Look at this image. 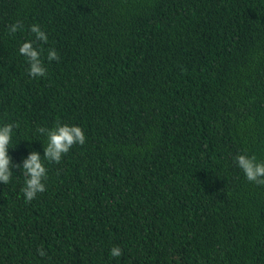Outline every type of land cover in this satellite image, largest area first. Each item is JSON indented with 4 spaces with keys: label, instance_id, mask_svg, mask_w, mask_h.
I'll return each mask as SVG.
<instances>
[{
    "label": "trees",
    "instance_id": "1",
    "mask_svg": "<svg viewBox=\"0 0 264 264\" xmlns=\"http://www.w3.org/2000/svg\"><path fill=\"white\" fill-rule=\"evenodd\" d=\"M34 22L43 78L17 54ZM0 120L15 162L56 120L86 137L33 201L19 169L0 184V264H264V185L232 162L264 160V0H0Z\"/></svg>",
    "mask_w": 264,
    "mask_h": 264
},
{
    "label": "clouds",
    "instance_id": "2",
    "mask_svg": "<svg viewBox=\"0 0 264 264\" xmlns=\"http://www.w3.org/2000/svg\"><path fill=\"white\" fill-rule=\"evenodd\" d=\"M24 31L20 20L6 26V35H14ZM27 38L18 41L17 54L23 57L25 72L29 78H43L47 75L45 59L51 63L60 59L57 50L49 46V35L39 23H32L27 28ZM15 121L0 120V184H9L14 175V169H19L22 184L18 196L22 195L25 203L33 201L38 194L44 193L47 187L48 170L46 163H59L62 157L69 152L73 145H83L86 137L84 130L76 124H69L56 120L50 127H38L36 133L43 137L41 153L31 147L26 148L19 162H15L9 154V149H15L14 129ZM24 141H30L25 139ZM232 162L242 172L246 181L256 185H264V160L258 159L254 154L237 152L232 156ZM38 257H46L47 252L43 246L36 248ZM110 258H119L122 249L112 246L108 250Z\"/></svg>",
    "mask_w": 264,
    "mask_h": 264
}]
</instances>
